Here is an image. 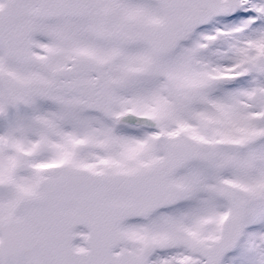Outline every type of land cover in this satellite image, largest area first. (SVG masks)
<instances>
[{
  "label": "snow or ice",
  "instance_id": "snow-or-ice-1",
  "mask_svg": "<svg viewBox=\"0 0 264 264\" xmlns=\"http://www.w3.org/2000/svg\"><path fill=\"white\" fill-rule=\"evenodd\" d=\"M0 264H264V0H0Z\"/></svg>",
  "mask_w": 264,
  "mask_h": 264
}]
</instances>
